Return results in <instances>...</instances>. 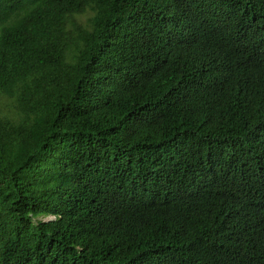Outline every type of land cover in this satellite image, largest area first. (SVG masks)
Here are the masks:
<instances>
[{
    "label": "trees",
    "instance_id": "trees-1",
    "mask_svg": "<svg viewBox=\"0 0 264 264\" xmlns=\"http://www.w3.org/2000/svg\"><path fill=\"white\" fill-rule=\"evenodd\" d=\"M0 264H264V0H0Z\"/></svg>",
    "mask_w": 264,
    "mask_h": 264
},
{
    "label": "rangeland",
    "instance_id": "rangeland-1",
    "mask_svg": "<svg viewBox=\"0 0 264 264\" xmlns=\"http://www.w3.org/2000/svg\"><path fill=\"white\" fill-rule=\"evenodd\" d=\"M85 20V19H84ZM48 220V219H47Z\"/></svg>",
    "mask_w": 264,
    "mask_h": 264
}]
</instances>
